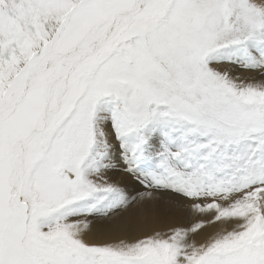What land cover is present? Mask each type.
<instances>
[{
  "label": "snow or ice",
  "instance_id": "obj_1",
  "mask_svg": "<svg viewBox=\"0 0 264 264\" xmlns=\"http://www.w3.org/2000/svg\"><path fill=\"white\" fill-rule=\"evenodd\" d=\"M0 264H264V0H0Z\"/></svg>",
  "mask_w": 264,
  "mask_h": 264
}]
</instances>
